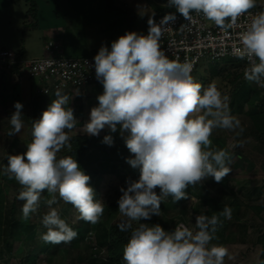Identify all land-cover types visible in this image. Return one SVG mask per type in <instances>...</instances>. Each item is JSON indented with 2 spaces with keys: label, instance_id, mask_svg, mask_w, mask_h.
I'll list each match as a JSON object with an SVG mask.
<instances>
[{
  "label": "clouds",
  "instance_id": "clouds-1",
  "mask_svg": "<svg viewBox=\"0 0 264 264\" xmlns=\"http://www.w3.org/2000/svg\"><path fill=\"white\" fill-rule=\"evenodd\" d=\"M168 12L157 24L148 20L147 35L127 32L102 45L94 57L96 79L103 85L98 106L90 110L85 133L98 136L108 127L120 132L131 156L126 162L139 168L138 180L121 187L118 211L124 218L121 231L131 235L123 248L124 264H224L229 250L212 243L217 239L221 217L231 219L225 206L219 214H200L193 228L179 223L171 231L160 224L141 221L160 216L161 203L169 196L173 202L188 199L189 186L208 178L220 183L231 172L232 156L226 149L213 147L216 129L235 131L240 120L231 113L230 98L214 83L204 86L191 75L192 65L169 59L160 40L176 13L191 20V13L202 14L222 31L232 28L239 17L256 7V0H166ZM232 54L250 65L244 79L264 87V11L255 14L239 34V46ZM55 99L31 125V141L22 154L9 155L3 174L21 186L18 199L24 201L22 218L28 220L41 204L43 193L48 211L42 217L45 243H70L78 233L61 218L53 205L58 198L71 204L80 219L96 224L104 214V203L96 199L85 174L72 156L57 158L63 148L71 147L65 131L75 127L69 97L59 89ZM9 118L8 136L24 127L23 105L14 103ZM242 131V129H241ZM111 146V135L103 138ZM159 188V194L156 189ZM136 222L137 226L133 227Z\"/></svg>",
  "mask_w": 264,
  "mask_h": 264
},
{
  "label": "rangeland",
  "instance_id": "rangeland-1",
  "mask_svg": "<svg viewBox=\"0 0 264 264\" xmlns=\"http://www.w3.org/2000/svg\"><path fill=\"white\" fill-rule=\"evenodd\" d=\"M109 1L113 2L117 8L132 11L139 17L129 32L147 35L149 18L155 20L159 13L158 9H155V6L160 5L159 0H31L37 13L36 19L33 20L31 14H28L31 4L29 0L15 2L0 0V51H15L26 60L40 57L48 41L56 37L58 33L62 36L64 31L68 32L71 37H75L74 35L78 33L76 38L81 39L68 44L66 57H95L102 45L110 49L114 40L128 32L120 17L116 15V11L108 9L111 3ZM262 4L264 0H256V6ZM78 43L84 45L83 50L75 48L79 45ZM229 60L228 58L219 61L203 59L193 78L199 83L204 82L202 85L205 87L214 83L222 94L230 98V104L235 98V87L240 82L243 81L242 86L247 90L258 87V85L244 79V71L248 66L243 61L236 63L237 66L243 65V74L237 76L235 80L232 79L233 77L228 78V73H232L226 68L225 63ZM239 68L231 70L232 72L239 71ZM1 79L6 82L1 83ZM10 80V77L0 68V209L4 212L9 211L15 201L19 206L22 203L17 198L21 186L15 179H9L3 174L7 157L26 151V145L32 139V121L39 119L42 112L51 104V102L37 98L38 94L34 93L25 94L22 97L20 93H16L8 86ZM33 83L36 87L38 82L34 80ZM67 92L68 90L61 93ZM260 95L263 96L262 93ZM67 96L69 97L68 107L73 109L77 122L73 129L65 130L71 137V147L63 148L57 153V158L68 156L74 144L83 158L88 159L90 158L87 152L88 138L91 136L85 133L84 124L90 116V110L86 107L92 106L84 104L77 93ZM52 99L55 97L49 98V100ZM15 102L23 105L24 127L19 134L9 137L8 132L12 127L9 118L15 111ZM257 111L254 106L245 105L242 114L233 113L240 120L239 129L235 131L216 129L211 136L213 147L226 149L232 156L229 165L231 172L225 177L229 180V187L224 188L213 178H208L202 184L195 185L197 189L194 186L186 188L185 191L189 198L173 202L174 206H170L166 211V216L170 221L177 219L178 215H183L186 218L184 224L193 228L195 217L199 215L194 211V206H199L200 210H207L210 203L216 202L230 207L232 216L228 219L226 240L217 238L229 250L230 256L225 257L224 264H259L262 251L259 240L264 232V209L259 210V208L264 207V142L259 141L253 135V124L250 118L251 114L258 113ZM107 129L109 128L105 127L98 136L103 135ZM130 156L128 150L123 156V162L118 163V167L132 173L139 168H133L126 162ZM138 179V177H133L128 182ZM121 187L125 188V183L117 179L109 178L103 182L101 201L104 203V214L96 224L80 219L79 212L59 198L58 203L53 205L70 227L82 224V236L85 240L80 241L81 236L77 235L70 243L51 244L47 253H43L40 246L31 247L28 246L29 244L25 245V243L15 241L12 257L4 252V256L0 258V264H25L27 255H38L35 264H87L86 259L90 258L96 249L100 250L96 239L97 234L104 233L107 229L113 231L120 229L119 225L124 219L118 211L117 203L122 195ZM156 192L159 194V188ZM47 198H49L48 193H43L40 204L42 217L48 211L44 203ZM165 203L169 204L168 201ZM41 214L39 220H33V225L36 226L34 234L40 244L46 245L48 243L41 239V235L46 232L42 225ZM160 217L153 216L151 220L141 222L152 224L154 219ZM133 226H137L136 222ZM175 226L171 222L170 227ZM3 249L4 245L0 241V252ZM102 249L100 256L106 254L107 248Z\"/></svg>",
  "mask_w": 264,
  "mask_h": 264
},
{
  "label": "trees",
  "instance_id": "trees-1",
  "mask_svg": "<svg viewBox=\"0 0 264 264\" xmlns=\"http://www.w3.org/2000/svg\"><path fill=\"white\" fill-rule=\"evenodd\" d=\"M12 2L18 1V0H11ZM28 1V0H27ZM30 1V8L28 11V14H31L32 19H36V8L33 2ZM111 2V1H109ZM160 5L155 6V9H158L159 13L157 16L168 13V12H174L175 9H169L166 7H163V5L166 3V0H159ZM108 9L111 11H116V15L120 17L122 20V24L125 26L127 31L129 32L134 23L139 19L137 15H135L132 11H125L124 9L117 8L113 2H111L108 5ZM130 12V13H129ZM118 13V14H117ZM156 16V17H157ZM155 17V19H156ZM119 19V18H118ZM36 21V20H35ZM35 23H33L34 25ZM75 37H71L68 32H66L65 37H63V46H64V53L66 52V48L68 47V44L72 42H78V40H81L78 37V33L74 35ZM75 48L78 50H83L84 45L81 43H78ZM18 57L20 55L17 53ZM23 59V58H21ZM219 61V60H215ZM239 60L236 59H230L228 62L225 63L226 68L230 70V73H228V78L233 77L232 79L235 80L237 76L243 74V65L237 66V62ZM239 68L240 70H234L232 72L231 69ZM198 69V68H197ZM197 69L193 73V77L195 76V73ZM223 82V81H222ZM204 83V82H203ZM201 83V84H203ZM242 82H240L239 85L235 87L234 95L235 98L232 102L229 104V108L231 113H238L242 114L245 109V105L254 106L258 111V113L251 114L250 118L253 124V135L261 142H264V87H258L251 88L249 90L244 89L242 86ZM241 93H244L241 95ZM262 93V97L261 94ZM241 96V97H240ZM106 135H111L113 137L114 143L109 146L108 144L103 143V138ZM89 145L87 147V152L90 155V158L85 159L83 156L76 150L75 145L73 144L70 152L68 153V156H72L76 161L78 162L81 170L90 176V185L94 188L96 193V199L101 200V187L103 182L106 179L113 178L120 180L125 183V188L128 186L126 184L128 180H130L133 177L140 176V170H135L132 173L127 172L124 168L120 169L118 167V163L123 162V156L128 151L125 143L123 142V138L120 136V132L117 131L115 133L111 132L110 129L105 130L103 135L100 136H91L88 138ZM124 143V144H122ZM229 180L226 178L223 179L220 184L226 188L228 186ZM195 187V186H194ZM199 187V186H197ZM196 188V187H195ZM197 189V188H196ZM1 191V190H0ZM192 194V193H191ZM196 194V193H194ZM215 199V198H214ZM18 201V199H17ZM169 202V204H166L165 202ZM167 201H163L161 203V212H163L158 219H154L152 224H160L165 230L171 231L175 227H170L171 222L174 223V226L179 223H184L186 221L185 216L178 215L177 219L170 221L169 218L166 216V211L170 206L172 205L173 200L169 196L167 198ZM24 201H22L21 205L19 206L18 203L15 201V203L12 204V207L9 211L4 212L2 209H0V241H2L4 245V251L2 250L0 252V258L4 256V252H7L11 257L13 254L14 249V242H22L26 244H29L28 246L36 247L40 246L41 251L43 253H47L48 250L51 247V243L48 244H40L39 240H36L34 229L36 228L35 225H33V220H39L40 214H41V207L36 213H33L30 215V218L28 220H24L22 218V205ZM226 205L220 204V203H210L209 209L207 210H200L199 206H194V211L196 213L205 214L208 216H211L213 214H219L223 210V208ZM69 207L75 210V208L70 204ZM264 207H260L259 210H263ZM42 217V214H41ZM39 218V219H38ZM221 223L217 228L216 236L217 238H223L222 240L226 238V230L229 225V221L227 218L221 217ZM82 221V220H81ZM37 222V221H36ZM179 222V223H177ZM87 226V224L85 225ZM134 227V226H133ZM73 230H75L78 235H80V241L85 240L82 232L83 226L82 224H79L77 226H72ZM130 231H121V229L113 231L107 229V231H104V233H98L97 234V242H98V249L93 252L90 258L86 259L87 264H124L123 260V248L124 245L127 243L128 239L130 238ZM215 240L212 241L214 244L222 245L221 240ZM226 240V239H225ZM91 242V240H89ZM221 241V242H220ZM260 245H261V255L259 264H264V232L262 233L260 237ZM106 247V254L103 256H100L102 248ZM6 254V253H5ZM38 255H27L25 259V264H35L37 261Z\"/></svg>",
  "mask_w": 264,
  "mask_h": 264
},
{
  "label": "built area",
  "instance_id": "built-area-1",
  "mask_svg": "<svg viewBox=\"0 0 264 264\" xmlns=\"http://www.w3.org/2000/svg\"><path fill=\"white\" fill-rule=\"evenodd\" d=\"M262 11L264 4L254 7L227 31H222L202 14L193 12L191 20L187 21L176 13V20L169 23L162 35L161 48L169 59L190 63L191 75L203 59H236L249 67L247 60L232 54V49L239 46V34L246 30L252 17ZM165 14L157 16L155 22L159 24ZM0 68L17 84L37 80L35 93L39 95H52L57 89L61 92L84 90L101 84L96 79L94 57H66L59 33L48 41L40 57L26 60L19 58L15 51H0Z\"/></svg>",
  "mask_w": 264,
  "mask_h": 264
},
{
  "label": "crops",
  "instance_id": "crops-1",
  "mask_svg": "<svg viewBox=\"0 0 264 264\" xmlns=\"http://www.w3.org/2000/svg\"><path fill=\"white\" fill-rule=\"evenodd\" d=\"M65 34H66V32L63 31L62 38L65 37ZM3 81H5V80L1 79V83ZM8 86H10L11 89H14L16 91V93H20L22 95V97L25 94H28V95H32L33 93L36 94L33 81H27L24 84H17L15 82H13L12 80H10V84H8ZM103 91H104L103 85L98 84V85L89 86L84 90H69L67 93H62V94L71 95L72 93H77V95L81 98V100L84 102V104L92 106V107H86V108H88V110H91L93 107L98 106L97 97L99 95H101L103 93ZM50 97H55V95L54 96H53V94L52 95H44V96L39 95V94L37 95V98H39L41 100H45V102H52L53 99L49 100Z\"/></svg>",
  "mask_w": 264,
  "mask_h": 264
}]
</instances>
